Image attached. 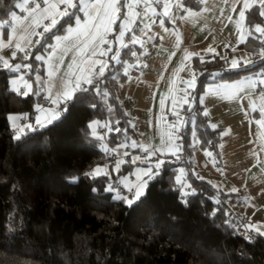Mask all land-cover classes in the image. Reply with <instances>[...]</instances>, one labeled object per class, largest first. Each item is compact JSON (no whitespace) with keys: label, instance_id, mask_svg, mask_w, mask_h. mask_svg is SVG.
Wrapping results in <instances>:
<instances>
[{"label":"trees","instance_id":"1","mask_svg":"<svg viewBox=\"0 0 264 264\" xmlns=\"http://www.w3.org/2000/svg\"><path fill=\"white\" fill-rule=\"evenodd\" d=\"M18 0H3L0 23L8 21ZM197 7L198 1L183 0ZM67 19V18H65ZM259 19L252 7L246 12L250 26ZM74 22L71 21L72 25ZM53 32L38 37L24 53L9 56L11 71L0 64V264H264V236L249 241L233 232L225 203L215 197L217 188L206 179L189 175V195L181 196L174 185L177 166L186 159L166 158L158 175L149 180L146 195L129 207L107 191L133 162L124 161L114 170V148L134 134L133 123L121 87L126 79L123 67L133 62L135 46L121 48L119 60L107 57L108 67L87 92H77L60 104L59 118L45 127L32 128L16 139L9 124L11 112L34 110L42 81L43 54L54 35L69 23L61 21ZM8 25L3 29L6 33ZM42 31V30H41ZM260 33L248 36L245 48L257 50ZM216 55L193 57L197 71L190 111L194 135L207 143L214 140L197 102L205 82L229 79L249 70H264L262 62L228 69ZM23 65H30L24 67ZM21 72L30 81L27 95L13 90L12 77ZM96 122L92 129L90 123ZM102 124V126H100ZM119 129V131H117ZM190 123L182 128L186 152ZM105 146V148H103ZM107 149V151L105 150ZM95 165L107 174L91 177ZM76 178L73 180V178ZM95 189V191H94ZM186 201V202H185Z\"/></svg>","mask_w":264,"mask_h":264},{"label":"crops","instance_id":"2","mask_svg":"<svg viewBox=\"0 0 264 264\" xmlns=\"http://www.w3.org/2000/svg\"><path fill=\"white\" fill-rule=\"evenodd\" d=\"M22 2L23 0H18L15 8L10 12L8 28L4 35L0 29V41L7 40L11 33L10 25L15 17L22 19L27 15L22 7H17ZM124 2L125 0H123ZM164 3L165 0H160L159 3L156 0H149V6L142 2L136 9L141 15L136 19L135 24L131 25L132 30L136 29L135 34L131 35V31H126L124 37L126 44H132L130 40L133 36L138 37L141 41V43L132 44L135 46V59L124 65L123 72L126 79L121 87V96L125 101L129 96L133 97V101H126V105L128 108L133 106L134 112L130 122H138L139 126L134 130L132 137L114 148L113 167L116 170V162L119 160L132 162L133 157L137 156L141 157V160H137L129 170L120 174L117 183L124 187V184L121 183L124 178H127L129 182H134L138 170L154 166L158 159L163 161L167 157L176 159L179 153H183L186 163L177 166L175 181H177V177H180L185 184L189 185V175L195 179H206L218 189L217 192L227 193L226 197L233 195L242 198L240 204H233L232 207L244 210L250 216L251 224L264 225V150H262L264 149V129H261L256 123L261 119L259 110L253 111L250 106L253 100L258 101L261 94H264L262 89L264 84L260 83L261 80H264V70H249L233 78L213 79L205 82L197 94V102L207 127L213 132V147H207L201 137L194 135L193 124H190L191 136L186 152L180 140L182 128L186 122L181 113V107L185 104L183 100L187 99L188 101V96L193 93L197 82V71L191 65L192 58L216 55L223 60L228 69H236L230 66V62L234 58L239 61L240 66H244L250 53V50L244 47L249 36L248 31L255 32L254 25H262L264 17L259 15V7L254 6L259 19L252 22L250 26L246 19L242 22L246 40L239 43L240 33L237 31L236 22L239 20L238 12L242 3L237 4L236 0H201L198 6L194 7L185 4L183 0H171L167 16L163 15ZM233 6L237 11H232ZM126 11L127 9H124L122 17ZM77 15L82 16L81 13H77ZM120 24L121 21L117 20L113 25L114 31L107 37L110 41L119 34ZM145 24H149L150 29L145 28ZM72 26H75V21ZM41 30L37 29V31ZM65 35H67L66 31L54 35L45 52L37 54V56L44 57L43 60H39L42 69L40 95L48 97V73L61 58L64 63L59 65L56 78L62 77L65 72L69 71L67 65L71 62V56L74 53L64 52L63 46H58L56 40L57 36ZM177 37L180 41L178 47L176 46ZM37 38L32 37L33 41ZM111 46L114 51L118 49L119 52L122 48L119 43H113ZM102 47L106 48L108 45ZM210 47L214 49V52L207 51ZM185 50L190 53H199V55H193L185 60ZM13 51H15L14 47L0 49V56L8 60ZM62 53L63 56H61ZM108 56H112V53H108L104 57H93V59H103L108 62ZM182 61L184 70L174 75V71L181 66ZM193 74L194 86L189 87L184 81L192 80ZM13 80L17 81L16 88H24V93L29 91L24 82L29 85L31 83L23 77L21 72L15 74L12 77ZM162 99L163 105L161 104ZM192 99L189 104L192 103ZM173 100L177 101L175 105ZM259 106L257 103V109ZM54 107L55 105L51 103L41 108L50 110ZM205 110L208 111L207 116L204 115ZM46 115L47 112L35 109L30 115L27 112H11L9 117H27L24 121L22 119L15 122L9 120L14 136L17 135L20 127L29 124L33 126L36 124L38 116L41 121H44ZM14 123L16 127H14ZM90 125H94L91 127L92 129L97 127L96 122H92ZM211 125H216V127L213 128ZM38 127L40 126L38 125ZM26 130L29 129L24 127V132ZM168 133L172 134L175 144L180 146V151L175 156L171 155L166 147ZM162 136L166 147L163 155L157 153L149 156L139 147V145L158 147L161 145ZM133 142H136L138 146L133 148L131 146ZM127 149H135L136 152L126 158L124 153H127ZM207 153H211V155H207ZM96 167L105 168V166L95 165L93 169ZM181 169H183L182 175ZM153 171H156L154 167ZM178 187L181 190L180 184ZM187 189L189 188L183 190Z\"/></svg>","mask_w":264,"mask_h":264},{"label":"snow or ice","instance_id":"3","mask_svg":"<svg viewBox=\"0 0 264 264\" xmlns=\"http://www.w3.org/2000/svg\"><path fill=\"white\" fill-rule=\"evenodd\" d=\"M142 2L150 6L149 0H125L123 4L121 3V0H23L21 4L17 5V7H22L27 15L22 19L15 17L10 25L11 33L8 35L7 40L0 41V49L15 48V51L11 54L12 59L16 58L17 52L24 53V59H28L29 53L27 49L33 45V43L40 42L39 40L33 41L32 37H43L45 34L53 32V30L57 29L58 26L63 28V24L61 23L62 20L65 23H69V27L64 29L67 35L63 37H56L57 45L63 46L64 52L74 53V55L71 56V62L67 65L69 71L65 72L62 77L58 79L56 78V72L59 69V65L64 63L62 58L59 60L58 64L53 66L49 71L47 98L50 99L51 103L55 105V107L50 110L38 108V111L47 112V115L44 121H41V118L38 116L36 118L37 125L45 127L46 125L53 123V121L59 118L60 111L67 110L65 108L57 111V109L60 108V104L72 100L77 92H87L88 88L84 87V85H92L94 78L102 77L104 75L105 70L108 67V62L103 59H93V57H104L107 56L108 53H112L110 59L112 61L119 60V50L117 49L114 51L111 45L113 43H119L122 48L128 47V44L124 43V37L126 35V31H132L131 25L135 24L136 19L140 17L141 13L136 11V9ZM156 2L159 3L160 0H156ZM2 3L3 0H0V5H2ZM236 3H242L238 12L239 20L236 23L237 31L240 33L238 42L243 43L246 40V36L242 30V22L246 19V11H250L252 7L258 6L260 9L259 15L264 17V0H236ZM170 6L171 0H165V3L163 4V15H169ZM122 8L127 9L123 17L120 15ZM232 11H237L235 6H233ZM77 13H81L82 16L77 15ZM73 20L75 21V26L70 24ZM117 20L121 21L119 34L116 35L112 41H110L107 37L114 31L113 25L116 24ZM229 20H231V17H229ZM46 21L47 23H45ZM8 23V21L0 23V29H3L6 25H8ZM153 23H155V21H153ZM144 27L150 29L151 26L149 24H145ZM37 29H42V31H37ZM165 31H168V29H165ZM254 31L260 33L261 37H264V26L256 24L254 25ZM251 34L252 31L249 30L248 35ZM261 37L256 38L259 39ZM161 38L163 39V37ZM130 42L132 44L141 43L140 39L136 36H133ZM179 42V37H177V47L179 46ZM104 45H108V47H102ZM233 50L235 51V49ZM207 51L214 52V49L210 47ZM132 55L135 56L136 53L133 52ZM193 55H199V53H190L185 50L184 59L187 60ZM260 55L264 58V49L261 50ZM61 56H63V53ZM36 59L43 60L44 57L36 56ZM201 62H203V57H201ZM246 63H251V61L248 60ZM0 64H2L4 68L11 71H17L21 68L20 64L13 65L9 62V60L4 59L2 56H0ZM23 66L30 67V65ZM230 66L231 68L239 67V61L235 58L232 59ZM73 69H75V71H73ZM183 70L184 66L182 61L181 66L174 71V75ZM16 83L17 81H12L14 86L13 90L19 91V89L15 87ZM24 83L25 86L31 90V85L27 84V82ZM184 83L189 87H193L194 74L192 80L184 81ZM260 83L264 84V80H261ZM53 89H55V92H53ZM23 94L27 95L28 93L25 92ZM163 102L164 101L162 99V105ZM183 102L188 103L187 99H184ZM176 103L177 101L173 100V104L175 105ZM257 103L260 105L259 109L256 107ZM250 106L253 111L259 110L261 119L256 121V123L261 129H264V94H261L258 101L253 100ZM204 115H208L207 110L204 111ZM26 118L27 117L10 116L9 120L15 122ZM211 126L213 128L216 127V125ZM14 127H16L15 123ZM24 127H27L29 130H32L33 128L31 124L25 125ZM24 127H20L18 129L15 137L16 139H20L21 133L24 132ZM90 127H94V125H90ZM173 127H175V125H173ZM117 131H119V129H117ZM224 134L226 135L227 133ZM167 135V150L171 152V155L175 156L176 153L180 151V146L175 144V140L171 133H168ZM131 146L135 148L138 145L136 142H133ZM139 147H141L143 151L147 152L149 156L156 155L157 153L163 155L166 151L163 136L161 138V145L158 147H153L151 145L147 147L139 145ZM105 150L107 151V149ZM124 155H127V153H124ZM207 155H211V153H207ZM137 160H141V157H133L132 162L135 163ZM121 163H124V161L119 160L116 162V170H119ZM163 163V160L158 159L154 166L138 170L135 174L136 180L134 182H129L127 178H124L121 183L124 184L127 194L115 191L114 199L123 201L129 207L140 201L141 198L146 195L149 180L159 174L158 170ZM153 167L156 169L155 172L153 171ZM180 171L182 175L183 169ZM102 174H107L106 168L102 169L100 167H96L92 172L87 173V175L91 177H96ZM145 177H147V179H145ZM75 179L76 178L74 177L73 180ZM177 183L181 185V196L186 197L189 195V192L184 191L183 189L190 188L191 186L185 184L180 177H177ZM106 190L110 192L114 191L111 185ZM233 191H236V189H233ZM245 227L249 229V231H254L259 236H264V230H262L264 225L257 226L256 224L250 223L245 225ZM246 238L250 241L252 239L251 236H247Z\"/></svg>","mask_w":264,"mask_h":264},{"label":"built area","instance_id":"4","mask_svg":"<svg viewBox=\"0 0 264 264\" xmlns=\"http://www.w3.org/2000/svg\"><path fill=\"white\" fill-rule=\"evenodd\" d=\"M195 1L200 2L201 0H195ZM121 3L123 4V0H121ZM123 13H124V8H122L120 15L122 16ZM261 26H264V23ZM135 31L136 29H133L131 31V35L135 34ZM262 49H264V37H262V41L259 45V48L254 51H250L249 56L246 59V61L250 60L251 63L262 62L263 63L262 65L264 66V58H262L260 55V52ZM251 63H245L244 65H249ZM18 89L20 93H24V88H18ZM262 89L264 90V87ZM192 97H193V93L189 94L188 103L183 104L181 107V113H182V117L184 121H188L190 124L194 123V117L190 111V104H189V101L192 99ZM126 101L132 102L133 97L129 96ZM49 104H51L50 99H48L46 95L42 94L36 99L35 104H34V109L38 110V108H41ZM133 112L134 111H133V106H132L129 108L128 113L132 116ZM22 120L24 121L25 119H22ZM138 126H139L138 122H133L134 129H137ZM37 127H38L37 124H33V128H37ZM207 147L209 148L213 147L212 140H210L207 143ZM135 152H136L135 149H127V155L125 157L128 158L129 156H131V154H134ZM176 158L184 160L185 155L183 153H179ZM174 185L178 186V183L175 180H174ZM112 187L117 190H120L123 188L121 184H115V185H112ZM215 197L217 200L223 201V203H225L224 205L226 208V215L229 219H231L233 232L247 240L249 239L246 237L251 236L252 237L251 241H253L256 238L257 234L254 231H249V229L245 227V225L250 224V216L244 210L240 208L235 209L232 207L233 204H240L242 202V198L238 196H233V195L224 198L222 193H215Z\"/></svg>","mask_w":264,"mask_h":264},{"label":"rangeland","instance_id":"5","mask_svg":"<svg viewBox=\"0 0 264 264\" xmlns=\"http://www.w3.org/2000/svg\"><path fill=\"white\" fill-rule=\"evenodd\" d=\"M115 193V192H114Z\"/></svg>","mask_w":264,"mask_h":264}]
</instances>
